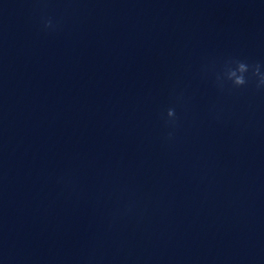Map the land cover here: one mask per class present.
<instances>
[{"label": "clouds", "instance_id": "9594fccd", "mask_svg": "<svg viewBox=\"0 0 264 264\" xmlns=\"http://www.w3.org/2000/svg\"><path fill=\"white\" fill-rule=\"evenodd\" d=\"M45 29L53 28L52 20L46 19L44 22ZM234 65V67H233ZM226 67V78L232 82L234 88L245 87L249 83V77L246 76L247 73L251 71L253 77L257 78L256 87L257 89H264V73H261V65L259 63L249 64L243 60L229 59L225 62ZM221 78L218 76L217 81L219 82ZM219 87L223 88V83H219ZM178 117L174 108H169L167 110V119L165 123L173 128L177 126ZM172 133H169V138H171Z\"/></svg>", "mask_w": 264, "mask_h": 264}]
</instances>
